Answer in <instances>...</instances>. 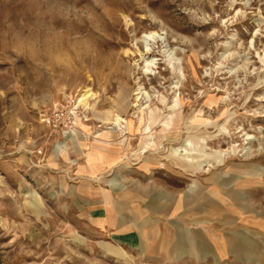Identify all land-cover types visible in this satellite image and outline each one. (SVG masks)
<instances>
[{"label": "rangeland", "instance_id": "obj_1", "mask_svg": "<svg viewBox=\"0 0 264 264\" xmlns=\"http://www.w3.org/2000/svg\"><path fill=\"white\" fill-rule=\"evenodd\" d=\"M175 99L178 128H138L137 104L163 116ZM114 113L135 125L108 135ZM215 173L243 211H264V0H0V264H214L188 255L212 232L156 230L158 204L182 228L186 191ZM124 196L147 230L120 231ZM232 235L250 262L264 234Z\"/></svg>", "mask_w": 264, "mask_h": 264}, {"label": "crops", "instance_id": "obj_2", "mask_svg": "<svg viewBox=\"0 0 264 264\" xmlns=\"http://www.w3.org/2000/svg\"><path fill=\"white\" fill-rule=\"evenodd\" d=\"M229 180L230 182H227ZM225 181V182H224ZM231 177L225 178L221 174H213L212 185H200L195 184L192 188L186 191L185 197L181 205L183 210L184 219L181 220V226L176 225L174 228L172 216L175 211V203L168 199L166 203L161 202L158 204L160 209L164 212V218L161 224V230L156 232H178V233H197V232H212L213 243L209 248V252H203V248L198 247L192 249V253L188 254L199 263L206 259L207 256L213 258L214 264L226 262L228 259L235 258L237 261L245 263H260L264 264V237L259 247L252 248L256 250L253 259L249 262L250 246H243L240 240L237 242L234 240L233 233L237 232L238 225L242 227L250 228L252 232L264 234V211L257 212L254 215L253 212L243 211L239 206L237 200V194L233 190L236 188ZM144 194L148 195V187H144ZM162 192L168 193V189L160 188ZM137 192H134L136 196ZM144 197V195H143ZM207 198V200H205ZM124 211L122 213V201H119V229L122 232H138L145 231V224L142 223L146 216H140L137 214L135 200L126 199L123 200ZM149 206H151L149 204ZM202 207L206 213L202 212ZM131 208L134 211L127 215L126 209ZM212 213V214H210ZM186 215V216H185ZM128 216V221H126ZM146 221V220H145ZM170 221V222H168ZM203 227H209L207 229ZM264 236V235H263ZM258 245V244H257ZM241 251L243 253H241ZM251 259V258H250Z\"/></svg>", "mask_w": 264, "mask_h": 264}, {"label": "bare ground", "instance_id": "obj_3", "mask_svg": "<svg viewBox=\"0 0 264 264\" xmlns=\"http://www.w3.org/2000/svg\"><path fill=\"white\" fill-rule=\"evenodd\" d=\"M154 34H156V33L154 32ZM154 36H158V35H154ZM155 38H157V37H155ZM143 41H145V40H143ZM153 51H155V50H153ZM153 51L149 47L146 48V51H142V49L139 48V47L135 51L133 50L134 53H139V55H141L142 57H145L147 54H152ZM149 63H154V60L152 59V60L147 62V66L148 67H149ZM142 73L144 75H148V76L152 74V73H150L148 71V68H147V70H144ZM88 93H89V90H87L85 93H83V95L78 99L79 102H82V103H84L86 105H89L88 98L90 97V94H88ZM141 93H142L141 91L136 93V94H138L137 101L141 100V98L139 97V95ZM137 105L139 106V108L141 110L140 114L138 115L139 116L138 117V123H139L138 128L141 129V131L142 130H151L158 122L162 123L164 130H168L170 128H175L176 129L180 125V114H179V109H177L178 108L177 107V99H175L174 104L172 106H170V107L174 108V111L171 112V113H168L166 115H163V116L160 113V108L158 106H156V105L154 107H152L150 105L146 111H144L145 108H141L142 107L141 104H137ZM76 107L77 106H75V108ZM73 113L75 114V120H74L75 126L70 131H73L76 128V125H77V120H76V115L77 114H76V112H73ZM106 120H110L109 123L113 124L112 127H107L108 129H110V130L106 131L108 135H111V133H113L115 129H117L119 133L123 134L125 132L124 129H127V128L131 129V127L133 125H135L134 124V120L132 118H125L119 113H114L111 118L108 117ZM82 126L86 130L87 125L82 123ZM76 131L77 130L74 131V134H78ZM79 132H80V135L84 138V135L81 134V132H83V131L79 130ZM71 138H72V141H73V135L71 136ZM151 142L155 143L154 140L151 141ZM107 144H109V143L107 142ZM58 147L60 148V150H59L60 152L61 151H66V149L68 147V144H66V143L65 144H61V145H58ZM182 148L184 149L185 156L187 158H189L191 160L198 159L200 153H199L198 148L196 147V142H194L191 137L186 140V143L182 145ZM103 149L104 148H102L100 146L94 145V146L91 147L90 151H87V156H88V158L90 160V163H92L91 165L95 164L96 159H98V158L102 159L103 158L102 157V154L104 153V152H102ZM174 150L178 151L177 149H174Z\"/></svg>", "mask_w": 264, "mask_h": 264}]
</instances>
